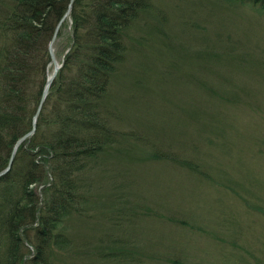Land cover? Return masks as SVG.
Here are the masks:
<instances>
[{
    "label": "rangeland",
    "instance_id": "374dc122",
    "mask_svg": "<svg viewBox=\"0 0 264 264\" xmlns=\"http://www.w3.org/2000/svg\"><path fill=\"white\" fill-rule=\"evenodd\" d=\"M149 2L107 98L140 139L90 163L48 263L264 264V2Z\"/></svg>",
    "mask_w": 264,
    "mask_h": 264
},
{
    "label": "trees",
    "instance_id": "16d2710c",
    "mask_svg": "<svg viewBox=\"0 0 264 264\" xmlns=\"http://www.w3.org/2000/svg\"><path fill=\"white\" fill-rule=\"evenodd\" d=\"M149 1L72 0L67 13L70 0H0V170L32 127L51 74L49 41L62 18L56 40L64 32L69 38L34 132L0 177V264H49L50 251L66 246L60 228L84 200L90 163L105 153L119 157L125 138L140 139L121 128L107 98L129 48L127 31ZM105 253L132 263L124 251Z\"/></svg>",
    "mask_w": 264,
    "mask_h": 264
},
{
    "label": "water",
    "instance_id": "95a60500",
    "mask_svg": "<svg viewBox=\"0 0 264 264\" xmlns=\"http://www.w3.org/2000/svg\"><path fill=\"white\" fill-rule=\"evenodd\" d=\"M71 2H72V0H70V4H69V8H68L67 13L69 12ZM63 20H64V18H62L57 23V25H56L53 33H52L51 39L49 41L48 49H49V53H50V57H51V63L53 64V70H52V73L50 75H48V77H47V79L45 81L44 87L42 89L41 97H40V101H39V105H38L37 111L34 114L33 119H32V127H31V129L27 133H25L24 135H22L21 137H19L15 141V143H14V145L12 147V150H11V153H10V156H9V159H8V162H7L6 166L3 169L0 170V177H2L3 175H5L9 171V169H10L12 163H13V159H14L16 150H17L18 146L20 145V143L26 137L30 136L34 132L37 113H38V111H39L42 103L44 102V100L46 98V95L48 93V89H49V87H50V85H51V83L53 81V78L56 75V72L58 71L59 67L61 66V63H58V61H57V59L55 57L54 49H53V42H54V40L57 37V33L59 31L60 25L62 24Z\"/></svg>",
    "mask_w": 264,
    "mask_h": 264
}]
</instances>
